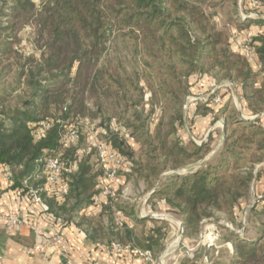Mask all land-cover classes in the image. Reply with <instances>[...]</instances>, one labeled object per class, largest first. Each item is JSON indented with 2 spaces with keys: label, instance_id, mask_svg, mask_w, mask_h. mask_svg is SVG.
<instances>
[{
  "label": "trees",
  "instance_id": "1",
  "mask_svg": "<svg viewBox=\"0 0 264 264\" xmlns=\"http://www.w3.org/2000/svg\"><path fill=\"white\" fill-rule=\"evenodd\" d=\"M256 1L259 8L264 7V0ZM232 2L236 5L238 0ZM247 3L248 0H242L244 6ZM195 8H189L182 0H41L38 6L33 0H0V163L9 166L17 183L22 186L23 180L33 172L37 160L43 155H58L66 160L69 159L67 155L73 153L75 156V150L81 141L64 148L60 143V134L73 126L78 127L81 132L82 126L78 120H92L80 113H85V102L89 97L87 94L99 86L104 87V71L97 64L106 51V42L114 34V30L121 32L128 29L131 33L137 31L144 38H152L155 32L160 31L161 37L169 39L179 50H185L184 55L187 58H180L178 62L187 64L189 71L199 70L194 73L195 78L203 74L201 70L207 62L210 68L219 67L223 70V77H228L234 86L241 88L246 107L255 114L263 112L264 35L253 38V41L260 42L256 47L261 63V73H258L252 70L245 57L231 51L226 41L222 42L219 31L210 27V32H207L206 27H201L194 20ZM181 10H188V13L180 14ZM26 23L34 26V43L40 51L38 55L34 52L24 55L13 49V43L17 42V33ZM199 30L202 39L196 33ZM219 43L223 44L216 50ZM210 51L214 55H210ZM12 54L16 64L13 71L12 63H3L5 56L12 57ZM10 71L13 74L11 79ZM188 73L186 78L191 75ZM191 84V80L185 83L188 86ZM66 104L69 105L67 109ZM51 107L59 115L49 113ZM72 112L74 115L70 116ZM99 113L100 110H96L95 114ZM208 114L212 112L208 110ZM41 119L53 121L51 128L43 135L30 126V123ZM224 120L225 136L219 153L228 152L227 157L238 160L240 152L237 151V146L242 138L232 139V135L228 133L229 126L236 122L245 123L244 127L251 130V137H247L246 142H252L253 135L261 134L256 149L264 154V131L257 119L243 121L238 117H228L224 113ZM171 130H176V125H172ZM164 138L165 136L161 139L160 168L157 171L156 165L151 166L150 174L155 177L168 169H178L188 157L194 156L197 160L210 151L208 143H203L190 153L178 140L171 146H166ZM230 139L232 141L229 143ZM107 140L112 150L125 155L124 158L128 160L127 168L123 170L124 177L133 172L135 164L141 170L140 163H130L128 158L132 157L125 153L123 141L111 133ZM170 158L173 160L169 165ZM259 160L260 158L253 159L251 163ZM225 161L226 159H220L214 165L206 160L195 170L184 174H168L166 182L155 189L152 195L176 208L186 228L196 229L203 218L211 216L212 211L235 210L241 207L249 193L252 169L248 167V171L244 173L237 166L232 173L225 175ZM94 168L95 165L89 162L88 155L82 156L78 168L69 174L68 193L63 201L59 202L53 196L42 194L49 211L55 217L61 218L62 224L74 221L89 239H105L108 245L112 242L129 244L153 252V246L156 247L159 243L158 229L155 231L158 237H145V244L131 242L133 236L128 231L126 233L130 242L113 239L112 232L117 226L111 204L102 207L103 212L108 210L111 214L104 227H90L87 224L89 228H85L82 225V221L87 218L78 216L77 212L90 205L92 196L100 189V182L93 185V178L100 176V169ZM151 175L147 174L145 179ZM41 183L30 181L33 186H40ZM261 213L264 215V208ZM262 238L261 241L249 242L236 237L233 242V255L228 264H264V236ZM177 264L212 262H198L195 258L185 257Z\"/></svg>",
  "mask_w": 264,
  "mask_h": 264
},
{
  "label": "rangeland",
  "instance_id": "2",
  "mask_svg": "<svg viewBox=\"0 0 264 264\" xmlns=\"http://www.w3.org/2000/svg\"><path fill=\"white\" fill-rule=\"evenodd\" d=\"M33 1L37 6L41 2V0ZM182 1L189 8L191 6L196 7L194 20L201 27H206L207 32H210V27L219 31L222 42L226 41L230 50L238 52L242 57L244 56L240 48L237 47L236 40L242 38L244 32L247 31L248 25L245 20H255L257 13L264 18V7L259 8V4L254 5L253 0H248L245 6L242 4V0H238L236 5L232 0ZM180 12V14L186 15L188 10H181ZM200 32V30L196 31L202 39L203 36ZM252 32L260 35L259 31ZM171 33L174 35L173 30ZM154 35L151 36L152 38H144L137 31L131 33L128 29L121 32L114 30V34L106 42L107 49L97 64V67L104 71L102 85L105 88L99 86L101 88L98 87L95 91L89 92L87 94L89 97L85 102V113H80L92 118L101 131L106 130V135H103V132L98 134L99 140H107L110 133L115 135L117 139L124 142L125 153L128 157H132V159L128 158L130 163L135 161V163H140L142 167L140 170L138 164H135L133 172H129L125 177L122 170L118 176L107 180L105 184L114 189L115 195L112 200L110 199L112 202L109 201L105 206L111 204V211L116 221L117 212L126 215L130 207L134 211H138L137 206L140 204H142L141 207L150 205L151 211L150 209H142L141 218L159 219L161 227L164 228L158 233L161 240L156 245V252L150 251L155 260L154 264H177L185 257L195 258L198 262L203 261L204 263L211 261L212 264H228L233 255V242L236 237L244 241L255 242L261 241L264 236V215L261 213L264 207L254 203L255 193L252 194L254 190L256 191L257 185L259 188L261 185L264 186V154L257 152L256 149L257 142L262 136L255 134L252 136V142H246L245 139L251 137V130L245 128V123L233 122L229 126L228 133L232 135V139L242 138L237 146V151L240 152L238 160L235 161V158L227 157L228 152L219 153L225 136L222 124V122L225 123L224 113L231 118L238 117L239 120L243 121L252 120L249 113L250 109L246 106L244 109L238 98L239 87L234 86L228 77H223V70H220L219 67L210 68L208 62L201 70L203 74L195 78L194 73L199 70L189 71L187 64L178 62L180 58H187L184 55L185 50L182 48L179 50L169 39L161 37L160 31L155 32ZM34 38V26L31 23H26L18 31L17 42L12 45L13 49L24 55L32 52L38 55L40 51L35 47ZM254 42L257 47L259 41L254 40ZM221 44L216 46V50L220 49ZM209 53L214 55L212 51ZM14 61L13 54L12 57L6 58L5 56L3 59L4 64L12 63V71L16 68ZM248 63L251 67L255 64L252 61H248ZM12 71H10L9 79L13 75ZM187 72L191 74L189 78L185 77ZM188 79L192 83L189 86L185 85L189 81ZM213 81L222 85L218 91L221 96L220 102L216 104H212L211 101ZM231 83L230 87L225 86ZM192 97H195L196 100L190 103ZM223 102L225 103L223 104ZM208 106L210 108L207 109ZM196 108L197 112L195 113ZM98 109L100 113L97 115L95 112ZM208 110L212 112V115L205 118ZM49 113L59 115V112L53 107L50 108ZM72 115H74L73 112L70 116ZM83 119L85 118L78 120V122L81 123ZM179 119L180 121H178ZM171 124L176 125V130H171ZM196 128L200 130L196 131ZM81 132V142L77 148L83 146L82 144L88 134L86 128H83ZM124 133L129 134L128 139L124 137ZM210 135L211 140L209 141ZM163 136H165L166 146H171L178 140L182 147L191 153L195 151L196 146L208 143L207 147L210 148V151L197 160L194 156L184 159V164L181 167L176 170L163 171L157 178L154 174L151 175V166L156 165L157 171L160 168L161 139ZM212 151L213 154L207 161L210 160L215 165L220 159H226L225 175L232 173L237 166L244 173L248 171V167L252 169L253 177L249 183V193L244 198L241 207L235 210L212 211L211 216L203 218L196 229L193 227L186 228L177 209L152 194L155 189L166 182L168 174H174V172L184 174L197 169L198 167H192L188 171H182L185 166L197 163ZM120 156L125 163L123 167L125 169L128 160L124 158L125 155ZM67 157L69 161L75 159L73 153ZM88 157L89 162L95 165L94 169H99L95 155L92 153ZM258 158H260L259 161L251 163L253 159ZM172 160L173 158L169 159V165ZM137 169L139 170L136 171ZM128 170L130 171V168ZM147 174L151 176L146 180ZM98 178V180L93 178V185L102 181L101 175ZM102 213L96 219L86 217L87 220L82 221V225H85V228L88 227L87 224L90 227L96 225L104 227L111 214L108 210L107 212L102 211ZM132 220L134 219L130 221L133 222ZM137 224L138 230L144 228L141 223ZM126 225L124 222L122 226H119L116 221L117 227L112 232L113 239L125 243L130 242L126 233ZM210 228L216 229L214 233L217 238L214 240L213 246L208 247L200 244V241L203 234H206V238L211 236L207 234ZM101 235L103 234L101 233ZM103 236L105 238V235ZM143 237L141 234L134 236L131 242L139 241L141 243V240L145 238ZM166 254L168 255L166 256Z\"/></svg>",
  "mask_w": 264,
  "mask_h": 264
},
{
  "label": "crops",
  "instance_id": "3",
  "mask_svg": "<svg viewBox=\"0 0 264 264\" xmlns=\"http://www.w3.org/2000/svg\"><path fill=\"white\" fill-rule=\"evenodd\" d=\"M263 19L262 15L257 13L255 20H245L248 25L247 30L259 31L260 35H264ZM259 45L260 42L257 47ZM251 68L253 71L261 73V63L258 54H256L255 64ZM238 98L245 109L246 105L241 88H238ZM249 113L252 117L251 121L257 119L264 131V111L255 114L250 110ZM211 115L208 114L205 118ZM198 130L200 129L196 131ZM1 165L0 163V264H68L63 256L64 245L69 248L68 257L71 259L69 264H151L149 261L129 253L121 255L114 253L105 239L92 240L87 238L82 228L77 226L74 221L70 220L62 225L54 223L50 215L42 211L40 205L35 204L25 192L20 190L21 185L17 183L15 178L11 177V179H8L4 175ZM263 189L264 186L261 185L259 188L257 185L256 191L254 190L252 194L258 193ZM141 206L142 204L137 206L138 211H134L130 207L126 215L122 214L124 222L127 224L125 226L126 230L133 237L141 234L144 237L149 236L154 239L158 237L155 233L156 229L161 232L164 228L161 227L159 219L151 217L142 219L140 213L142 209H150L151 211V207L149 204L145 207ZM101 211L102 207L90 204L87 208L77 212V214L81 217L89 216L96 219L102 213ZM12 214L21 219L19 225H8L7 218ZM131 219H134L132 220L133 222L130 221ZM137 223L144 225V228L138 230ZM58 227L62 229L64 236V244L62 246L53 244L43 238L44 232ZM80 230L84 232L85 237L79 234ZM158 240L160 243L161 238ZM141 242L145 244V238ZM37 243H42L41 252L33 250ZM156 250L157 248L153 246V253Z\"/></svg>",
  "mask_w": 264,
  "mask_h": 264
},
{
  "label": "built area",
  "instance_id": "4",
  "mask_svg": "<svg viewBox=\"0 0 264 264\" xmlns=\"http://www.w3.org/2000/svg\"><path fill=\"white\" fill-rule=\"evenodd\" d=\"M253 4H258L256 0H253ZM260 33V32H259ZM256 33L252 32L251 30H247L244 32L242 38L236 40L237 47L240 48L241 53L246 58L247 61L255 62L256 58V45L253 41V38L256 37ZM230 85H225L226 87H230ZM222 86L220 83L212 82V89H211V101L212 103L216 104L220 102V93L218 92ZM196 100L195 97L190 99V103ZM194 104V103H193ZM252 118V117H250ZM59 122V120H57ZM82 129L86 128L88 131L87 137L84 140L80 148L75 150V159L73 161H69L66 159H61L60 156H46L43 155L39 158L34 166L33 172L26 177L23 182L20 190L25 192L27 196L37 205L41 206V209L47 215H50L53 222L62 225V219L55 217L48 208V205L44 201L42 194L46 196H53L57 201L61 202L64 200L65 196L68 193V177L71 172L78 168L79 161L82 156H87L90 154H94L96 157L97 165L100 169V175L102 177V181H100V189L99 191L94 194L91 198V204L97 207H103L107 205L115 195L114 189L108 187L105 183L107 180L113 179L118 176L125 166L123 158L116 150H112L109 145L108 140H99L98 134L103 132V135H106V130H100L97 128L95 121L85 118L81 121ZM53 125V121L41 119L39 121L30 123L32 128H35L38 134L43 135L51 126ZM80 130L78 127H71L66 131L60 134V143L64 148H68L72 145L77 144L80 141L81 136ZM124 137L126 139L129 138L128 133H124ZM78 147V146H77ZM74 166H73V164ZM76 166V167H75ZM2 172L4 175L11 179L12 174L7 164L1 165ZM41 181L40 186H33L30 184V181ZM254 203L260 204L264 206V189L258 193L254 194ZM116 221L119 226H122L124 223V219L122 214L119 212L116 213ZM7 223L10 226L19 225L21 223V219L16 215H9L7 218ZM216 232L215 228H210L207 234L211 236L206 238V234L201 236L200 244L213 246L214 240L217 238V235L214 233ZM79 234L85 237V234L82 230L79 231ZM43 238L46 241H50L56 245H63L64 244V236L62 233V229L55 228L51 229L47 232H44ZM110 249L118 254H126L129 253L131 255L139 256L146 261H149L151 264H154V258L150 251L148 250H141L136 247H132L129 244H119L116 242H112L109 245ZM34 251L41 252L42 251V243H37L33 247ZM68 246L64 245L63 248V256L66 258V263H71V259L68 257ZM89 257V255H87Z\"/></svg>",
  "mask_w": 264,
  "mask_h": 264
},
{
  "label": "water",
  "instance_id": "5",
  "mask_svg": "<svg viewBox=\"0 0 264 264\" xmlns=\"http://www.w3.org/2000/svg\"><path fill=\"white\" fill-rule=\"evenodd\" d=\"M68 108V105H66V107H65V109H67ZM222 124H223V132H225V123L224 122H222ZM213 154V151L212 152H210L207 156H205L203 159H201V160H199L197 163H195V164H192V165H187V166H185L183 169H182V171L183 172H185V171H188L190 168H192V167H199L200 165H202L211 155ZM179 174V173H178ZM181 228V231H182V226L180 227ZM168 254H166V256H167Z\"/></svg>",
  "mask_w": 264,
  "mask_h": 264
},
{
  "label": "bare ground",
  "instance_id": "6",
  "mask_svg": "<svg viewBox=\"0 0 264 264\" xmlns=\"http://www.w3.org/2000/svg\"><path fill=\"white\" fill-rule=\"evenodd\" d=\"M173 244H174V242H173Z\"/></svg>",
  "mask_w": 264,
  "mask_h": 264
}]
</instances>
